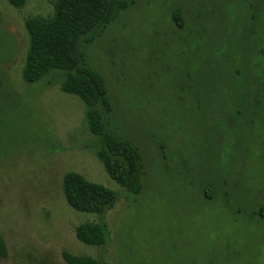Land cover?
Instances as JSON below:
<instances>
[{
    "label": "rangeland",
    "instance_id": "rangeland-1",
    "mask_svg": "<svg viewBox=\"0 0 264 264\" xmlns=\"http://www.w3.org/2000/svg\"><path fill=\"white\" fill-rule=\"evenodd\" d=\"M126 1L82 49L106 87L110 130L140 154L135 196L96 158L83 103L51 77H21L24 20L49 17V1L0 0V264H66L63 251L107 264H264V216H251L264 208V30L250 1ZM70 171L113 190L114 207L73 211L61 187ZM82 223L106 226L103 249L76 240Z\"/></svg>",
    "mask_w": 264,
    "mask_h": 264
},
{
    "label": "trees",
    "instance_id": "trees-1",
    "mask_svg": "<svg viewBox=\"0 0 264 264\" xmlns=\"http://www.w3.org/2000/svg\"><path fill=\"white\" fill-rule=\"evenodd\" d=\"M27 1L7 0L15 9H21ZM47 1L52 6L49 17L29 16L24 20L28 44L21 77L26 83L51 77L53 80L47 81L48 84H58L63 93L75 96L83 103L87 129L96 137V158L110 180L128 196H135L141 190L140 154L128 141L110 130L111 107L106 87L100 75L88 66L82 49L100 36L117 12L128 5V1ZM249 1V7L256 15L254 22L264 30V0ZM171 19L178 30L183 29V11L172 14ZM245 76L250 83L251 78L247 80L250 73L246 72ZM229 97L233 100L231 94ZM61 187L66 204L77 213L101 218L117 200L116 193L110 188L91 182L73 171L63 175ZM263 214L264 208L253 211L251 216L263 217ZM74 236L85 246L103 249L107 229L103 223H82L76 226ZM5 256L6 245L0 235V259ZM62 258L66 264H107L101 257L76 256L67 251L62 252Z\"/></svg>",
    "mask_w": 264,
    "mask_h": 264
},
{
    "label": "flooded vegetation",
    "instance_id": "flooded-vegetation-1",
    "mask_svg": "<svg viewBox=\"0 0 264 264\" xmlns=\"http://www.w3.org/2000/svg\"><path fill=\"white\" fill-rule=\"evenodd\" d=\"M229 94V93H228Z\"/></svg>",
    "mask_w": 264,
    "mask_h": 264
}]
</instances>
